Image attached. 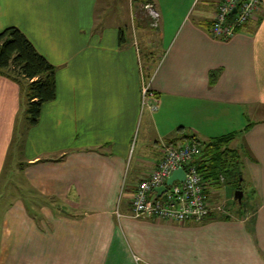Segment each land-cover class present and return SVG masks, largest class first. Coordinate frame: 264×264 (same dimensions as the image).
<instances>
[{"label":"crops","instance_id":"1","mask_svg":"<svg viewBox=\"0 0 264 264\" xmlns=\"http://www.w3.org/2000/svg\"><path fill=\"white\" fill-rule=\"evenodd\" d=\"M118 1L0 0V31L24 33L57 89L29 126L23 91L0 75V175L8 163L26 185L1 210L0 264H264V14L221 40L209 29L218 0H123V16ZM142 74L154 111L141 107ZM183 135H231L250 220L130 216L138 182Z\"/></svg>","mask_w":264,"mask_h":264},{"label":"built area","instance_id":"2","mask_svg":"<svg viewBox=\"0 0 264 264\" xmlns=\"http://www.w3.org/2000/svg\"><path fill=\"white\" fill-rule=\"evenodd\" d=\"M149 13L154 20L151 25L155 27L158 14L151 8ZM263 14L264 0H218L209 26L210 33L215 38L227 40ZM142 79L141 107L154 111L155 95L151 92L144 74ZM198 153L199 149L194 144H164L161 160L135 188L130 216L176 223L201 222L210 210L208 193L211 191L205 194L207 187L204 186L201 174L191 164ZM178 168L183 169L184 179L165 185L172 172ZM161 186H165V191L157 196L155 189Z\"/></svg>","mask_w":264,"mask_h":264},{"label":"trees","instance_id":"3","mask_svg":"<svg viewBox=\"0 0 264 264\" xmlns=\"http://www.w3.org/2000/svg\"><path fill=\"white\" fill-rule=\"evenodd\" d=\"M144 56H148L146 51ZM55 73L56 67L36 50L19 28L11 26L0 31V75L17 83L23 91L24 116L29 126H34L39 121L42 106L56 98ZM230 136L200 141L194 135H183L169 140L167 144L186 142L197 146L199 153L191 164L201 174L204 186L207 187L205 194L218 188L224 178L234 183L236 190L242 191L240 157L237 151L227 147L232 140ZM242 203L243 199L239 204ZM209 208L208 215L201 222L211 218L229 219L226 214L228 212L215 216L217 213L211 210L210 204Z\"/></svg>","mask_w":264,"mask_h":264},{"label":"rangeland","instance_id":"4","mask_svg":"<svg viewBox=\"0 0 264 264\" xmlns=\"http://www.w3.org/2000/svg\"><path fill=\"white\" fill-rule=\"evenodd\" d=\"M129 1V0H127ZM132 0H130L129 3H131ZM188 0H180L179 3H176L177 8L180 9L181 7H184L187 3ZM139 6V5H138ZM137 5L135 7H138ZM127 7V2L123 0H119L116 5L114 6V11H119L121 15L123 16L124 14V8ZM128 8V7H127ZM141 10L138 11V21L137 23L143 25L144 24V19L142 20L141 15L145 11L143 6H140ZM132 11V8H131ZM124 19V18H123ZM137 19L135 18V12H130L129 11V20L134 23V20ZM141 19V20H140ZM148 28V27H147ZM147 30L149 31H154L152 28H148ZM131 36V34H130ZM133 39V38H132ZM146 47V46H144ZM143 49V47H142ZM147 49V48H145ZM156 52V55L159 54L160 50H155L154 53ZM154 54V58L156 56ZM137 134V133H136ZM136 134L133 137L132 144L134 145L135 140H136ZM21 139H23L24 135L23 133L21 134ZM23 143V140L19 139H14L13 140V149L14 152H17L18 146ZM168 143V142H167ZM165 144V143H164ZM163 144V145H164ZM13 152V153H14ZM17 157V159H16ZM16 160L14 162H17L19 165V156L14 157ZM16 163V164H17ZM8 167V163H7ZM6 168H3V171L1 172L0 175V214L1 210L4 208L7 202L11 201L16 195L18 188H24L26 187L25 182L22 180V177L20 176V173L17 172V174H14L13 172H10V170H7ZM9 169V168H8ZM246 184L241 185L242 191H244V195L242 197L243 203L239 204L237 200L234 199V194L236 191L235 184L228 182L227 178H224L220 184H218V188H213V190L210 193V204L215 210H216V215H224V211L226 212H231V214H238L241 216H246L249 220L250 217L252 216V208L248 206L247 200H248V194L245 191V186ZM247 188V187H246ZM241 205V207H240ZM249 208H248V207ZM219 208V209H218Z\"/></svg>","mask_w":264,"mask_h":264},{"label":"water","instance_id":"5","mask_svg":"<svg viewBox=\"0 0 264 264\" xmlns=\"http://www.w3.org/2000/svg\"><path fill=\"white\" fill-rule=\"evenodd\" d=\"M233 12H235L233 10ZM184 171L182 168H178L177 170L173 171L170 177L167 179L165 185H171L174 181L181 182L184 179ZM157 196H160L161 193L165 191V186H161L155 189ZM243 197V192L241 190H236L234 194V199L237 200L239 203L241 202Z\"/></svg>","mask_w":264,"mask_h":264}]
</instances>
